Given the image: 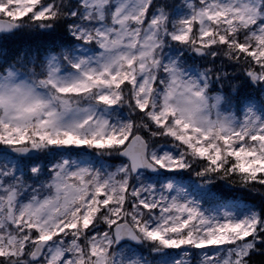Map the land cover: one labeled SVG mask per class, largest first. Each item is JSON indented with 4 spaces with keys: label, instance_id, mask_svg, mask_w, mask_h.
<instances>
[{
    "label": "snow or ice",
    "instance_id": "obj_1",
    "mask_svg": "<svg viewBox=\"0 0 264 264\" xmlns=\"http://www.w3.org/2000/svg\"><path fill=\"white\" fill-rule=\"evenodd\" d=\"M0 264H264V0H0Z\"/></svg>",
    "mask_w": 264,
    "mask_h": 264
}]
</instances>
